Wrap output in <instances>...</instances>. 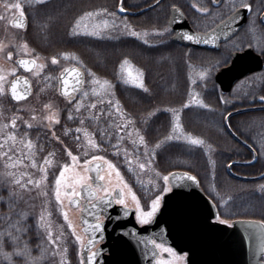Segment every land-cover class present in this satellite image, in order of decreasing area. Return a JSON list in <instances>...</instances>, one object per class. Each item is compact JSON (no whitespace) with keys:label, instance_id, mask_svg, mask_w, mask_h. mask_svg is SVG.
<instances>
[{"label":"trees","instance_id":"trees-1","mask_svg":"<svg viewBox=\"0 0 264 264\" xmlns=\"http://www.w3.org/2000/svg\"><path fill=\"white\" fill-rule=\"evenodd\" d=\"M116 6L117 0H51L45 5L29 6V25L26 31L20 30L19 33L39 56L52 60L53 56L58 59L65 52L74 54L85 69L94 72L99 79H107L116 84L113 90L121 110L137 124L141 135L145 137L148 156L155 151V155L150 157L151 163L145 162L149 170H156L164 175L175 170L187 171L199 179L204 191L211 189L219 195L232 197L237 203L239 197L236 192L226 194L223 185L226 177L223 176L227 173V165L234 161H251L252 153L232 137L224 125V118L225 114L244 105L249 106L252 101L258 105L257 100L264 96V84H255L253 95L240 96L239 101L232 104L228 101L229 95L223 94L213 81L212 74L216 68L212 63L214 60L211 54L173 43L169 32L161 37L160 43L154 45L128 37L97 40L71 34L72 26L83 12L114 9ZM160 16V24L153 19H138L134 20V25L142 30L157 28L163 31L167 28V16L164 13ZM125 59L142 70L148 91L130 88L118 82L120 66ZM201 72H207L208 79L193 83ZM193 91L200 95L207 108L186 107ZM177 112H180L184 133L203 140L212 148L214 167L208 161L205 150L190 146L182 140L173 139L158 149L154 147L165 136L173 134V117ZM61 113L57 130L66 137L67 144L77 146L74 143H81L79 140L75 142L72 134L84 125L96 144L100 145L101 152L121 171L139 198L145 200L151 197L150 188L146 185L145 178L139 174L138 166L129 168V157L126 156L127 151H124L126 142L110 133L107 121H93L87 111H77L71 102ZM69 113L71 119L68 118ZM148 113L154 114L148 117ZM83 118L86 119L84 124H81ZM230 127L235 135L257 152L255 144L258 142L264 152V143H261V137H264V110L236 114L230 118ZM30 135L37 143V153L40 152V157L56 150L54 141L49 138L47 132L34 130ZM143 152L144 149L141 148V152H136V156L143 158ZM233 171L247 177L258 176L264 172V160L260 158L255 165L234 166ZM212 173L217 175L216 179L209 176ZM214 180H217L218 186ZM215 200L218 207L223 206L222 201ZM244 205L243 217L264 221V190L261 193L258 191V183L245 182ZM228 206V211H233L231 205ZM4 207L5 204L2 203L0 215L10 211ZM26 228L22 242L26 241L28 247L36 248L40 239L35 220L29 219ZM4 246L7 249L4 247V251L12 252V246L7 240ZM0 264L9 263L0 257Z\"/></svg>","mask_w":264,"mask_h":264},{"label":"rangeland","instance_id":"rangeland-1","mask_svg":"<svg viewBox=\"0 0 264 264\" xmlns=\"http://www.w3.org/2000/svg\"><path fill=\"white\" fill-rule=\"evenodd\" d=\"M6 3H21L24 6L26 16H28L27 12L30 6L28 0H0V16L6 17V19H0V76L4 77L3 81H0V83H3L5 86V92L3 94H0V126H2L0 127V153H7V156L0 154V173H3L5 169L8 172L15 173V177L19 179L20 184L26 186L20 187L17 184L6 182L5 177L0 174V197H3V199L0 200V205L3 203L5 204L4 208L10 209V211H8L7 213L0 215V231L7 229L11 223L19 220L20 213L26 212L28 214L27 218L26 220L21 221V225L27 227L29 219H34L35 227L40 239L39 248L29 247L31 249L32 255L39 256L41 249L46 250L44 258L40 261V264H60V261L62 259L65 261V264H79L77 255L79 251V244L75 241V236L72 234V227H69L68 221L64 219V211H67L68 213V220L72 222V226L76 230L75 234L83 235L85 242L86 236L81 230V225H79L81 208L72 209L68 205L69 200L74 198L70 197L69 194L71 192L69 191H72L71 186H75L76 190L80 191L81 186L78 183L79 176L84 175V169L89 166L83 163L85 159L90 160L92 155L104 156L106 157V160L110 159H108L107 156H105L104 153L101 152L100 148H93L91 145H88V139H93V136L89 131H87L84 125L80 127L84 131H75L76 134H72V136H74L75 142H77L78 136L79 141H81V143H74L77 144V146L75 145L76 147L67 144L65 140L66 137L62 133L59 134L57 128L60 124L62 116L61 112H63V110L69 105V103L71 102V105L76 107L77 101H82L84 106L79 109L80 112L83 110L87 111L88 114L91 112L92 114L97 115L100 121H107L108 127H110V133L115 134L120 138V140L126 142L124 151H127V156L129 157L128 161L132 164V166H138L137 168L139 169V174L143 178H145V180L147 181L146 185L148 186V188H150L149 196L151 197H148L149 199L147 198L145 200H141L139 198L140 203L144 207L145 211L150 210L151 199L155 198V195L159 192V189L164 186L165 182L162 179L164 174L156 172V170H149V167L147 165L144 169L139 168V164L137 163H145L147 161L145 157L148 156V153H146L144 150L142 155L143 158L141 159L136 156V152H138L139 154L141 152V148H145L143 144L139 143V135H141V133L140 131L139 133L136 132V129H138L137 124L126 114V112L121 110V112L123 113V117H121L119 114L115 113V107H112L108 104L109 100L112 101L113 105H115V102L117 101L115 91L113 90L115 89L116 84L110 81L112 86L111 88L102 86L104 79H99V77L97 76L96 78L99 79L101 83L93 84V77L90 75L89 71L85 69V66L82 64L80 59L74 54L69 53L70 55L67 58L62 55L57 59L58 62L56 64H53L51 59L47 60V58L36 54L34 50L31 49L28 43V47L27 49H25L24 44L27 41L19 33V30L12 26V21L19 14V10L9 9L5 11L4 4ZM38 5L40 4H36L34 6ZM96 11L100 12V14L98 16L89 18L84 23L87 25V30L90 31L92 30L93 25H103V21L107 20L109 22L108 27L101 26V28L99 29L101 35L94 36L85 34V29L82 28L80 30V33L74 36L96 38L97 40L110 39L114 37H128L140 40L143 43L144 40L147 39L149 41L147 43L148 45H154L160 43L161 37H164L166 33L157 28H154L152 30L138 29L132 25V21L129 19L130 17L120 16L116 14V12L104 13L97 9ZM125 25H127V27H125ZM133 30L140 32L142 35L140 37L131 35L130 33ZM154 30H160L163 34L158 35ZM144 32H147L148 35L144 36ZM254 42V48L260 52V46H264V41L256 40ZM9 51L12 52V57L10 59L7 57V52ZM22 57L32 58L37 63L35 71L28 75L34 91L32 97L28 101L15 104L8 99L7 88L9 86L8 84H10V82L16 76H19L21 74L16 66V60ZM128 61L130 62L133 76L138 75L142 70H140L130 60ZM41 65L43 67H40ZM69 66H77L78 68L80 67L84 70L86 74V82L83 93L87 92V96H83L82 93L79 97L73 98L72 100L64 99L59 96L57 76L59 71ZM128 67L129 66H125V69L122 70L120 66L118 82L122 83L123 85L129 86L130 88L132 87L144 90L143 88H140L138 86V83L134 84L131 82H124V79H127ZM144 78L145 77L143 73L141 79L145 86ZM207 79L208 75L206 74L205 76L200 75L194 80L195 82H198L206 81ZM253 82L254 79L251 78L249 80L238 83L229 95L228 101L234 104V102L236 103L239 101L238 98L240 96L246 95L247 97V93L252 89ZM92 89H96V92H92ZM100 100H103L104 102L99 103L98 101ZM92 103H96V108L93 109L90 107ZM46 104H51L52 108H45L44 105ZM186 107L207 108L201 100L200 95L196 94L194 91L192 92L191 98ZM101 109H103V111H101ZM109 111L112 112L111 116L108 115ZM54 112L59 113V122H57L56 120L48 121L47 119H45L46 116L53 114ZM13 117H16L15 126H13L11 123ZM173 118L174 124L179 122V124L181 125L180 112H177L175 114V117ZM85 119L86 118H83L84 122ZM29 125H31V127H29ZM121 128H123L124 131H120ZM34 130H43L49 134V138L54 141V145L56 147V150L50 152L52 153V155L47 154L44 157H40V152L37 153V143L31 138L30 135V133ZM250 130L252 129L250 128ZM85 131L89 133V136L87 138H85L84 135ZM9 133L14 134L15 142H13L11 138H9ZM174 135L181 136L186 134L181 127L176 130ZM56 137H59L60 139L57 140ZM121 137H123V139H121ZM28 140L32 141V149H29L27 147ZM179 140L184 141L190 146L205 150L208 161L211 163L212 167H214L213 150L211 147L206 145L205 142L201 145H195L187 139L182 138ZM133 141H135L136 143L133 144ZM255 145L258 148L260 158L264 160V152H262L261 149L262 145H260L258 142H256ZM68 149H70L74 155H77L79 157V160L75 166L71 167L65 173V179L62 181L60 186L61 199L64 202L63 205H61L60 202L56 201L55 199V179L56 177H58L59 171L62 170L63 164L72 163L71 157H69L67 154ZM30 152L32 154L31 157L29 156ZM85 152L88 153L87 156H85ZM16 160H22V162L16 164L14 167L10 166ZM33 160H35V166H33ZM45 160L50 161V163H45ZM93 164H102L106 174L109 171L107 169V164L103 161H95L93 162ZM44 169L47 170L46 178H44ZM120 174L123 176L124 181H126L121 171ZM87 175L90 176L89 172L87 173ZM209 176L215 179L217 178V175L213 173ZM110 178L113 185L120 183L119 177L116 175L115 171L111 172ZM29 181H32V183H29ZM214 182L218 186V183H216L217 180H214ZM121 187H123L122 184ZM130 188L131 192H129L127 188L124 189V192L126 194V200L129 204V207L135 208V203L132 200L131 195V193L135 191L131 186ZM258 191L261 192V189L259 188ZM10 193H15V198L11 199L12 202H10ZM44 193H47V195H44ZM165 193L167 192L162 193V195ZM205 193L210 198L218 199L224 203L223 206H219L221 212V220L251 219L243 217L245 212L244 197H241V199L243 198V200L241 206L239 207L238 203H235L230 196H225L223 194L219 195L217 192H214L211 189H209L208 192L205 191ZM7 195L8 198H6ZM137 197L139 196L137 195ZM227 204L231 205L230 207L233 209V211L231 210L232 212L228 211L229 206ZM226 205L227 207L223 209ZM232 206H234L236 209ZM248 210L250 212V207ZM48 213H51V215H48ZM41 215L44 216V223H50L51 227L49 231H51L52 233L53 240H56V244H53L47 239V233L45 229L40 227ZM137 222L143 225L139 222L138 219ZM24 234L25 232L23 233L22 237H24ZM57 244L61 246L60 249H57ZM22 246L23 243H21V247ZM63 248L67 249V253L63 254L62 256L61 251ZM53 250L57 252L55 256L51 254ZM169 255L171 256V258L169 259L161 256V258H159V260L157 261V264H159L160 260H169L170 264H184L183 257H179L175 253ZM24 259L25 258L23 257L13 256L15 264H24ZM7 262L9 263L8 260Z\"/></svg>","mask_w":264,"mask_h":264},{"label":"water","instance_id":"water-1","mask_svg":"<svg viewBox=\"0 0 264 264\" xmlns=\"http://www.w3.org/2000/svg\"><path fill=\"white\" fill-rule=\"evenodd\" d=\"M143 11L137 13L122 11L120 5L118 7V13L121 16H137ZM245 11L240 10L239 15L235 19L229 18L213 32L199 34L191 28L181 10L172 9L168 20V26L173 32L171 41L186 48L198 50L219 49V44L236 35V32L245 26L247 21ZM16 17L12 21V26L19 30H26L27 27L21 29L14 26ZM185 34L194 36L199 34L200 42L187 40L184 38ZM213 35L216 37L215 43L211 42ZM205 40L209 42L205 43ZM20 60L35 61L32 58L25 57L16 60V66L21 74L16 76L8 84L7 88L8 99L15 104L26 102L32 97L34 90L28 75L34 72L37 67L36 61L35 63H29L25 67L19 63ZM262 68V57L257 55L251 48H248L242 53L233 54L231 63L215 74V82L221 92L230 93L236 85L235 83L254 72L261 71ZM68 69H78L83 74V83L77 80L75 74L66 72ZM68 76H71V79L69 84L65 86L62 81ZM25 80H27V84ZM85 80L86 74L80 67L69 66L62 69L57 76L59 96L68 98L63 94L65 87H67L68 92L73 97L79 96L84 91ZM12 82H16L17 91L24 94L25 98L23 100L16 101L11 96ZM27 89H30V91H26ZM260 110H264V106L236 110L227 114L224 121L226 129L232 137L250 151H253V149L233 133L229 120L236 114ZM253 155L254 159L250 163L234 162L229 164L227 172L232 174L234 166L255 164L257 162V154L254 153ZM92 172V183L100 184L101 182L95 178L94 166L92 167ZM184 172L187 171L175 170L171 173L182 174ZM189 174L195 176L192 173ZM263 178L264 173L257 177H245L242 179L257 181ZM168 183L172 187V191L163 194L159 211L147 224H138L135 208L129 207V214L125 216L124 207L118 205L115 200L102 210H92L95 215L104 218V231L98 233L96 239V244L102 242V245L97 250H94L97 253L95 264H157L160 251L153 249L151 240H156L157 243H165L166 246L173 248L179 255L186 254L185 264H264V251H262L261 240L258 238L262 231L260 220L236 219L230 225L221 223L217 220V215H219L217 207L207 197L203 189L200 188L201 185L198 178L196 181H191L186 178L178 179L175 175H172L169 176ZM81 195L85 200V205L88 199L87 188H81ZM68 205L72 209L80 207L74 203H69ZM82 214L80 225L82 226V232L88 238V234L85 233L86 225L83 221L87 220L89 224H92L95 222V215H88L84 210H82ZM250 236L252 237L251 239ZM154 250L159 253L155 257L152 255ZM164 256L168 255L164 253Z\"/></svg>","mask_w":264,"mask_h":264},{"label":"snow or ice","instance_id":"snow-or-ice-1","mask_svg":"<svg viewBox=\"0 0 264 264\" xmlns=\"http://www.w3.org/2000/svg\"><path fill=\"white\" fill-rule=\"evenodd\" d=\"M49 2V0H28V3L30 6H34L36 4H40V5H45ZM221 3V0H215V4L216 7L218 8L219 5ZM198 10L201 13H208L209 9L208 7H200L199 5H195ZM227 7L229 8V10L233 13V15L230 17V19H235L236 16L239 15V9L243 8V9H248V10H252L253 5L251 3H248L247 0H239V3H231L229 5H227ZM120 8L123 11L124 7H123V0H121L120 3ZM9 9H14V10H19V15L16 17L15 21H14V26L24 29L27 27V19H26V13L24 11V6L21 3H6L4 4V10L7 11ZM262 9H264V0H257V6H256V11L259 12ZM100 11L107 13V9H101ZM100 14V12L97 11H85L83 12L82 15H80L74 25L72 26V35H78L80 33V30L82 28L85 29V34L88 35H94V36H100L101 32L99 31V29L101 28V26L103 27H108L109 22L107 20L103 21V25L101 24H95L93 25L92 30H87V25L84 23L86 20H88L89 18H92L94 16H98ZM114 15V14H113ZM0 19H6V17L0 16ZM253 25H255V20L253 18L249 19V29L254 31L255 29L252 27ZM125 27H127V25H125ZM157 32L158 35H162L163 33L160 30H154ZM169 31L167 28H165L163 30V32H167ZM133 36H137L140 37L142 34L140 32H137L135 30L131 31L130 33ZM144 36H147L148 33L144 32L143 33ZM184 38H186L189 41H193L196 40L197 42H200V35H190V34H185ZM216 41V37L213 35L211 42L215 43ZM149 41L147 39L144 40V43H148ZM205 43L209 42L208 40L204 41ZM251 47V45H249ZM28 45L27 43L24 44V48L27 49ZM233 47L235 48V50L237 52L241 51L244 47V45L241 44H233ZM260 51L262 54H264V46H260ZM70 54L65 52L63 53V56L65 58H67ZM7 57L10 59L12 57V52L9 51L7 52ZM57 58L55 56L52 57V63L56 64ZM226 62V61H225ZM20 64L24 65L25 67H27L29 65V63H35V61H29V60H20L19 61ZM219 63V62H218ZM125 66H129L127 68V79H124L125 83H138V86L140 88H143L144 91H148L147 88H145L144 83L141 79L143 73L142 71L139 72L138 75L133 76V73L131 71V67H130V62L125 59L123 61V63L121 64V69H125ZM40 67H43L42 65ZM90 75L93 77L92 83L93 84H100L101 81L99 79L96 78V74L94 72H91V70H88ZM66 72H70L75 74L77 80H79L81 83H83V74L79 72L78 69H68L66 70ZM207 74V72H201L200 75L201 76H205ZM4 77L0 76V81H3ZM71 79V76H68L66 78L63 79V84L65 86H67L69 84V80ZM123 79V77H122ZM25 83L27 84V80H25ZM193 83H195V81H193ZM102 86H106L107 88H111V83L110 81H108L107 79L103 80V84ZM26 91H30V89H27ZM73 91H75V89H73ZM5 92V86L3 83H0V94H3ZM92 92H96V89H92ZM64 95H66L68 97L69 100H72L74 97L71 95V93L68 92L67 87H65L64 89ZM88 93L84 92L83 96H87ZM11 96L16 100V101H21L25 98L24 94L21 92L17 91V83L16 82H12L11 84ZM261 101H264V96L260 97ZM99 103H103V100L98 101ZM108 104L112 107H115V113L119 114L121 117H123V113L121 112V109L119 107V101L117 100L115 102V105L112 104V101L109 100ZM83 103L82 101H77V105H76V110L79 111V109L81 107H83ZM45 108H52L51 104H46L44 105ZM91 108H96V103H92L90 105ZM205 107H208L207 105H205ZM101 111H103V109H101ZM154 113H148V117L152 116ZM89 115L91 116L93 121H98L99 117L96 115H93L91 112L89 113ZM109 116L112 115V112L109 111L108 113ZM69 119L72 118L71 113H69ZM45 119H47L48 121H52V120H56L57 122H59V113L58 112H54L53 114H50L48 116L45 117ZM145 119H147V117H145ZM177 121H178V117H177ZM130 122V121H129ZM12 125L15 126L16 123V117L12 118L11 121ZM81 124H84V120L81 119L80 121ZM127 126V125H126ZM2 127V126H0ZM29 127H31V125H29ZM182 126L179 124V122H177L176 124L173 125V129L172 132L173 134L176 132V130L178 128H181ZM77 132L80 131H84L81 128H77L76 129ZM120 131H124L123 128L120 129ZM136 132L139 133V129H136ZM173 134L167 135L163 138V140L158 141L154 147L155 148H160L165 142L173 140V139H187L189 140L192 144L195 145H201L204 143L203 140L199 139V138H192L190 135H181V136H175ZM85 138H87L89 136V133L87 131L84 132ZM110 135V134H109ZM9 138L12 139L13 142H15V136L12 133L8 134ZM57 140H59V137H56ZM77 139L79 140V137H77ZM121 139H123V137H121ZM136 142L133 141V144H135ZM139 143L143 144L145 146L144 150L147 153L148 152V145L145 141V137L143 135H139ZM261 143H264V137H261ZM88 145H91L93 148H99L100 145L96 144L94 139H88ZM27 147L29 149L33 148V144L31 140L27 141ZM11 150V149H10ZM139 150V149H137ZM3 154L5 156H7V153H0ZM67 154L69 157H71V164L69 163H65L63 164V168L62 170L59 171V175L58 177H56L55 179V185H56V189H55V199L56 201H59L61 205H63V200L61 199V191H60V186L62 181L65 179V173L73 166H75L79 160V157L77 155H74L73 152L68 149L67 150ZM31 152L29 153V156L31 157ZM49 155H52V153H49ZM88 153L85 152V156H87ZM155 155V151H152L150 156H146L145 159L147 160V162L150 164L151 163V156ZM126 156H127V152H126ZM95 161H103L107 164V169L109 170L107 172V174L105 173V170L103 168L102 164H94L93 162ZM22 160H16L13 162L12 165L10 166H15L16 164L21 163ZM45 163H50V161L45 160ZM83 163L85 165H89L88 168L84 169V175H80L79 176V181L78 183L80 184V186L82 188H87L88 190V199L86 204L83 206V210L86 211L88 213V215H95V213L92 210H102L104 207H107L108 205H110L112 203L113 200H115L116 203L122 205L124 207V215L127 216L129 214V204L126 200V194L124 192V189L127 188L129 192H131V188L130 186L127 184L126 181H124L123 176L120 174V170L116 167V165L111 161V160H106V157L104 156H97V155H92L90 160L89 159H85L83 161ZM33 166H35V160H33ZM95 167V178L97 180H99L101 183L100 184H93L92 183V177L87 175L88 172H90L92 170V167ZM230 166V165H229ZM132 164L129 163V168L131 169ZM146 167L145 163H140L139 164V168L140 169H144ZM45 172V177L46 178V174H47V170L44 169L43 170ZM115 171L116 175L119 177L120 183L113 185L111 182V172ZM5 177V181L6 182H10V183H14L17 184L20 187H25L26 185H21L19 179H17L15 177V173L12 172H8L6 169L3 173H0ZM175 175L178 179H188L191 181H196L197 178L195 176H191L189 173L184 172V173H169V175H164L162 177L164 183V186L162 188L159 189V192L155 195V198L151 199L150 201V210L145 211L144 207L141 205L140 203V199L139 197H137V195L135 194V192H132V200L135 203V211H136V215H137V219L139 220L140 223L142 224H147L151 221V219L156 215V213L159 211L160 206H161V202L163 200V195L162 193L164 192H171L172 191V187L168 185V181H169V176ZM11 178V179H9ZM29 183H32V181H29ZM39 183V182H37ZM121 184L123 185V187H121ZM72 187V191L69 194L70 197H74L76 199H70L69 203H74L76 204L78 207L80 206V198H81V192L76 190L75 186H71ZM262 190H264V186H261ZM44 195H47V193H44ZM15 198V193H10V199H14ZM3 197H0V200H2ZM27 213L26 212H22L19 214L20 219L14 221L13 223H11L9 225V227L3 231H0V257H3L4 259L9 261V264H15V261L13 260V256H18V257H23L24 259V264H40V261L44 258L45 255V249H41L40 251V255L39 256H33L31 253V249L28 247L27 242H22V235L24 232L27 231V228L21 225V221L26 220L27 218ZM48 215H51V213H48ZM63 216L64 219L66 221H68V226L72 227L73 231L72 234L75 236V241L78 242L79 244V251L77 253L78 255V261L79 264H95V257L97 255V253L95 251H93V248L96 245V239H97V235L98 233H102L104 231V224L103 221L101 220V217L99 215H95V222L92 224H89V222L87 220H84L83 223L86 225L85 227V233L88 234V239L85 242L84 236L83 235H76L75 232V228L72 226V222L70 220H68V213L67 211L63 212ZM10 219V217H9ZM217 220L224 223V224H229L230 220L228 219H223L221 220L220 216L217 215ZM40 227L44 228L46 233H47V239L49 241H51L53 244H56V240H53L52 238V233L51 231H49L51 225L44 223V216L41 215L40 217ZM260 227L262 229V231L259 234V239L261 240L262 243V251H264V221L260 222ZM62 234V233H61ZM252 237L250 236V239ZM8 241V243L12 246V252H6L4 251V245H5V241ZM151 244L153 245V249H160L165 253H169V254H174L175 250L171 247L166 246L165 243H157L156 240H151L150 241ZM21 243H23V246L21 247ZM38 248L40 247L39 245L37 246ZM61 246L59 244H57V249H60ZM67 253V249L63 248L61 251V255L63 256V254ZM53 256H55L57 254V252L55 250L52 251L51 253ZM159 253H157L155 250L152 252L153 257L157 256ZM186 255V254H185ZM60 264H65V261L62 259L60 261ZM159 264H170L169 260H160Z\"/></svg>","mask_w":264,"mask_h":264},{"label":"flooded vegetation","instance_id":"flooded-vegetation-1","mask_svg":"<svg viewBox=\"0 0 264 264\" xmlns=\"http://www.w3.org/2000/svg\"><path fill=\"white\" fill-rule=\"evenodd\" d=\"M159 1H161V0H123V7H124V10H126V11L137 13V12H141V11L145 10L137 16L128 15V16H124V17H130L129 19L132 21V25L135 27L134 20H138V19H140V20L153 19V20H157L160 24L161 23V16L160 15H161V13H164L167 16V29H169V33H170L169 36H170V38H172L173 32H172V29L168 26V20H169L171 10L176 8V9H179L183 12V14L185 15L189 25L191 26V28L196 33L207 34V33L213 32L217 27H219L222 23H224L226 20H228L233 15V13L229 10L227 5H229L231 3H237V4L239 3V0H221V3L219 5V7L217 8L216 4H215V0H162L160 3H158ZM120 2H121V0H117V6L114 9H107L106 8L107 12H116V14L120 15L118 13V7L120 5ZM247 2L251 3L253 5L252 10L243 9V8L239 9V11L240 10H246L245 12H246V16H247V21H246L245 26L242 27L241 30L239 29V31L236 32V35H234L230 39L219 44V49H199V50L206 51V52L210 53L211 56L213 57L214 61L212 63L214 64L216 69H215L214 74H212V75H213V81H214L215 85H216L215 74H217V72L220 69L227 67L231 63L232 56L234 53H240V52L242 53L246 49L251 48V50H253L257 55H260L263 59L262 70L258 71V72H254V73L248 75L247 77L241 79L237 83H235L237 85L238 83H241L245 80H249V79L253 78L254 82L252 84V89L247 93L249 95H253V93L255 91L253 89L254 88L253 86L255 84H264V54H262L261 51L259 52L254 48V46H255L254 41H256V40H258V41L263 40L264 41V9H262L259 12L256 11L257 0H247ZM195 5H199L200 7H205V6L208 7L209 12L208 13H201ZM152 6H154V7L149 9ZM99 10H101V9H99ZM26 18L28 19L27 23L29 25L28 16H26ZM250 18H253L255 20V25L252 26L255 29L254 31L249 29V19ZM28 25H27V27H28ZM21 31H23V30H21ZM241 43L244 45V47L241 51L237 52L235 50V48L233 47V44H241ZM249 45H251V47ZM189 49H193V48H189ZM193 50H198V49H193ZM218 89L220 90L219 87H218ZM231 92L225 93V94L230 95ZM257 101H258V103H257L258 105H256L254 102H252V103H250L249 106L244 105V107H239L238 109L232 110L229 113L234 112L236 110H240V109L264 106V101H261V99H258ZM225 115L227 116V114H225ZM229 125H230V120H229ZM237 137L241 141L246 143V145H249L247 142L242 140L239 136H237ZM249 146L253 149V151H250L247 148L252 153L251 154L252 160L247 161V162L234 161L235 163H250V162H252L254 159V155H253L254 153L257 154V162L255 164L258 163V161L260 159L259 153L251 145H249ZM234 162H232V163H234ZM255 164H253V165H255ZM89 174L92 177V175H93L92 170L89 172ZM260 175L261 174H259L258 176H260ZM223 177H226V180L223 183V185L225 186L224 190H225L226 194H229L230 192H233V193L236 192L238 194V197H239L237 203H238V206L240 207L242 204V200H243V198L241 199V197H244V193H245V182H246V180L242 179V178H245L247 176H243L240 173L234 172L233 168H232V174L227 172ZM253 177H257V176H253ZM253 177H247V178H253ZM252 182L258 183V189L260 188L261 192L263 191L261 186H264V178L261 180L252 181ZM81 188L82 187H80V192H81ZM69 192H71V190ZM210 199L215 203V205L219 209V216L221 217L220 207H218V204L216 203L217 201L214 198H210ZM84 203H85V201L82 199V195H81V198H80V208H81V210H80V221H81V218L83 216L81 211L83 209ZM232 207L235 208L234 206H232ZM101 220H103V218H101ZM232 221L233 220H230V223ZM230 223H229V225H230ZM86 241H87V237H86ZM101 245H102V242L96 244V246L94 247L93 250H97ZM159 251H160V256L158 257L157 261L159 260V258H161V256L164 258H167V259L171 258V256L168 253H167L168 256H164L165 252H162L160 249H159ZM175 254L178 255L177 253H175ZM178 256L183 257L184 264H185L186 255H178Z\"/></svg>","mask_w":264,"mask_h":264}]
</instances>
